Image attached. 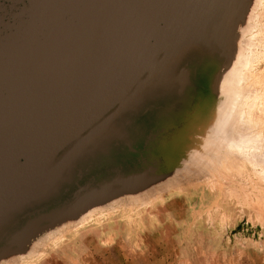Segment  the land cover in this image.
<instances>
[{
  "label": "water",
  "instance_id": "obj_1",
  "mask_svg": "<svg viewBox=\"0 0 264 264\" xmlns=\"http://www.w3.org/2000/svg\"><path fill=\"white\" fill-rule=\"evenodd\" d=\"M250 4L0 0V264L51 210L75 220L175 180L194 148L173 146L214 104Z\"/></svg>",
  "mask_w": 264,
  "mask_h": 264
},
{
  "label": "rangeland",
  "instance_id": "obj_2",
  "mask_svg": "<svg viewBox=\"0 0 264 264\" xmlns=\"http://www.w3.org/2000/svg\"><path fill=\"white\" fill-rule=\"evenodd\" d=\"M251 13L238 98L244 115L236 104L232 138L211 146L217 155L189 157L201 148L212 101L173 146L175 157L194 148L174 182L96 209L30 258L3 264H264V0Z\"/></svg>",
  "mask_w": 264,
  "mask_h": 264
},
{
  "label": "bare ground",
  "instance_id": "obj_3",
  "mask_svg": "<svg viewBox=\"0 0 264 264\" xmlns=\"http://www.w3.org/2000/svg\"><path fill=\"white\" fill-rule=\"evenodd\" d=\"M250 1L251 4L249 8L244 9L242 12L239 13V15L237 16V18L239 17L238 21H234L231 27L233 28L234 31L236 29H237L236 31H238V27L241 24L240 22H242V20H244V18L249 14L247 17L248 21L246 28L244 32H240L239 40L237 39L236 41V47L234 48L233 55L231 53V57H230V53H227L224 60L221 62V64L213 73L211 88H212V93L216 97V100L213 104V113L211 114L209 120L207 121L203 134L200 136L201 148L199 151H193L190 153L189 157L191 158V160L202 159L205 162V160L210 154L217 155L216 153H214L213 148H211V146L218 145L219 143L222 142L221 141L222 139L229 140L230 137L232 138L234 131L233 129L235 127L237 119H239L238 116L240 114L241 117L244 115L243 105L241 104L240 99H238L239 94L241 92L239 89L242 84V72L243 69H245V66L247 65L246 62H248L247 61L248 35L252 27L251 12L258 5L259 0H250ZM245 32H246V37H244ZM237 42L240 43V47H241L239 48L240 50L237 49ZM238 103L241 104L238 105L239 115L237 113V115L235 116L233 111L234 108L236 107V104ZM249 108L251 107L249 106ZM189 163L190 162L188 161L185 162L186 165H188ZM152 180H153L152 177H148L145 180L141 179L139 181L140 185L138 186H142L146 182H151ZM109 204L111 203L105 202L97 206L90 205L89 207H87L89 209L87 210L85 209L81 211L80 214L76 215L77 218H75V220L74 218L70 219V217H64V215L61 213L60 210H51L43 214L42 216L39 217V220H44L47 221L48 223L47 226L43 228L42 232L39 231L37 227V230H34L33 233L30 234L21 233L13 240V243H15V245L8 251L7 253L8 255L2 256L4 257L2 262L3 261L10 262L17 260L21 261L22 259L30 258L28 256H30L36 250L38 245L44 239L50 236L52 233L59 231L61 228H65L70 224L77 225L80 221H82L84 218H86L90 213H92L96 209L103 208ZM35 224L36 222H33L32 226L35 227Z\"/></svg>",
  "mask_w": 264,
  "mask_h": 264
}]
</instances>
